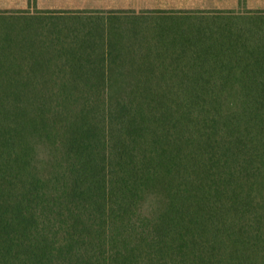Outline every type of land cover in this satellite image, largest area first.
Listing matches in <instances>:
<instances>
[{
    "label": "trees",
    "instance_id": "trees-1",
    "mask_svg": "<svg viewBox=\"0 0 264 264\" xmlns=\"http://www.w3.org/2000/svg\"><path fill=\"white\" fill-rule=\"evenodd\" d=\"M6 13L0 264H264V9Z\"/></svg>",
    "mask_w": 264,
    "mask_h": 264
},
{
    "label": "rangeland",
    "instance_id": "rangeland-1",
    "mask_svg": "<svg viewBox=\"0 0 264 264\" xmlns=\"http://www.w3.org/2000/svg\"><path fill=\"white\" fill-rule=\"evenodd\" d=\"M114 6H116L117 8H126L127 10H134L136 13H141L145 10H163L170 8L247 10L264 9V0H136V2L130 4L125 3L124 0H0V11H6L8 13H6V15H9V13H12L16 10L28 11V13L32 14H38L42 11H88L90 13L103 11L106 14V12L118 11V9L102 10V8H113ZM127 7L133 9H128ZM64 19L69 20L70 17L66 16L63 18L57 16L55 17V19H52L50 21V24L55 25L54 27L58 28V25L61 24ZM2 20L5 21L6 19L0 17V21ZM66 23L70 22L66 21ZM2 24H5V22H3ZM67 26L69 25L60 26L58 30H60L61 32H69L68 30H66L68 29ZM35 27L40 26L28 27L31 28L30 32L32 33V35L33 33L41 34L42 29H34ZM27 39L29 43L36 41V39L32 37Z\"/></svg>",
    "mask_w": 264,
    "mask_h": 264
},
{
    "label": "crops",
    "instance_id": "crops-1",
    "mask_svg": "<svg viewBox=\"0 0 264 264\" xmlns=\"http://www.w3.org/2000/svg\"><path fill=\"white\" fill-rule=\"evenodd\" d=\"M120 2V1H119ZM124 2L125 3H128V4H130V3H133V2H136V0H124ZM120 5V4H119ZM118 6V5H117ZM128 9H133V8H129V7H127ZM135 8H137V7H135ZM162 8H164V7H162ZM103 9H109V10H114V9H118V10H124V9H126V8H117L116 6H114L113 8H102V10ZM171 9V8H170ZM173 9H175V8H173ZM185 9V8H184ZM65 10V9H64ZM76 10H79V9H76Z\"/></svg>",
    "mask_w": 264,
    "mask_h": 264
}]
</instances>
